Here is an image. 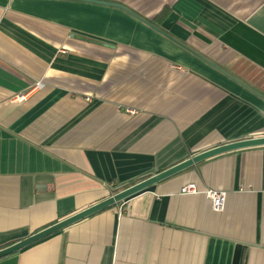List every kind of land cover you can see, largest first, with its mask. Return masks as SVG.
<instances>
[{"label": "crops", "instance_id": "crops-1", "mask_svg": "<svg viewBox=\"0 0 264 264\" xmlns=\"http://www.w3.org/2000/svg\"><path fill=\"white\" fill-rule=\"evenodd\" d=\"M259 136L264 0H0V249ZM189 182L200 192L181 193ZM209 189L227 193L223 211ZM0 264H264V145L207 158Z\"/></svg>", "mask_w": 264, "mask_h": 264}, {"label": "water", "instance_id": "water-1", "mask_svg": "<svg viewBox=\"0 0 264 264\" xmlns=\"http://www.w3.org/2000/svg\"><path fill=\"white\" fill-rule=\"evenodd\" d=\"M75 36V35H73ZM84 38V37H82ZM99 42V41H97ZM264 145V136H259V137H252L248 139H242L238 141H233L229 143H225L210 149H207L205 151L196 153L186 160L177 163L163 171H160L156 174H152L149 177L138 181L137 183H134L112 195L109 197L99 201L98 203H95L65 219H62L53 225H50L32 235L29 237L22 239L21 241L15 242L9 246H6L4 248L0 249V258L11 255L15 252H18L34 243H37L46 237L55 234L64 228L80 221L83 220L99 211H102L106 208H109L133 195H135L138 192H141L152 185L159 183L169 177H172L187 168L193 166L196 163H199L207 158L213 157L218 154H222L228 151H233L237 149H242V148H248V147H254V146H262Z\"/></svg>", "mask_w": 264, "mask_h": 264}, {"label": "built area", "instance_id": "built-area-1", "mask_svg": "<svg viewBox=\"0 0 264 264\" xmlns=\"http://www.w3.org/2000/svg\"><path fill=\"white\" fill-rule=\"evenodd\" d=\"M39 86L43 85L42 83H38ZM181 193H198L200 190L198 189V186L195 182H189L181 187ZM206 195L211 199L212 201V207L214 211H223L226 204V197L227 193L222 190H215V189H209L205 191Z\"/></svg>", "mask_w": 264, "mask_h": 264}]
</instances>
